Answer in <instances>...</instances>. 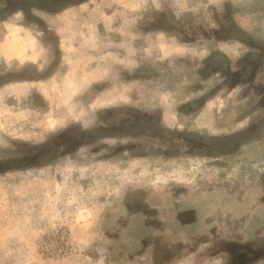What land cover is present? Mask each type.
Listing matches in <instances>:
<instances>
[{"label":"rangeland","instance_id":"1","mask_svg":"<svg viewBox=\"0 0 264 264\" xmlns=\"http://www.w3.org/2000/svg\"><path fill=\"white\" fill-rule=\"evenodd\" d=\"M49 1L0 0V264H264V127L193 138L262 119L264 0Z\"/></svg>","mask_w":264,"mask_h":264},{"label":"flooded vegetation","instance_id":"2","mask_svg":"<svg viewBox=\"0 0 264 264\" xmlns=\"http://www.w3.org/2000/svg\"><path fill=\"white\" fill-rule=\"evenodd\" d=\"M57 2H61L63 0H55ZM84 1V0H83ZM82 0L80 2H83ZM78 4V3H77ZM62 10V9H61ZM216 55H211L208 59V62L215 58ZM252 56H247L248 62L245 64L244 68L241 70L243 77L241 80H247L248 77L255 72L256 65L259 63L260 60H263L262 57H256L258 59L257 61H250ZM216 68V67H215ZM260 88V87H259ZM261 92H263V97H262V103L264 105V86L260 88ZM264 127V115L262 116V119L258 121L255 126L251 129L247 128L246 131L240 132L239 134H235L234 136L229 137L227 140L223 139H217L216 144L213 145L212 143H208L207 141L201 143L203 147L206 149V151L210 152L209 154H227L231 152V150L235 149L238 143L245 142L246 139H251L252 137H255L260 134L261 129ZM128 128V129H126ZM147 128H140L138 124H129L128 126L124 127H116V128H99V129H94L90 132L87 133L86 137L87 138H96L99 136V138L102 137H107V136H113V135H118L119 132L125 131V130H132L130 131L132 133L137 132L138 134H146ZM249 129V130H248ZM145 133H144V131ZM29 162L37 161L36 158H31V159H24ZM238 246L237 249L235 250L236 252L232 255L231 260L234 264H245L250 260L249 257V249L245 248L244 245H236ZM251 252V250H250Z\"/></svg>","mask_w":264,"mask_h":264},{"label":"crops","instance_id":"3","mask_svg":"<svg viewBox=\"0 0 264 264\" xmlns=\"http://www.w3.org/2000/svg\"><path fill=\"white\" fill-rule=\"evenodd\" d=\"M257 195H259L258 197H260L258 198L259 200L264 201V193L262 194V196H260V194ZM252 199L255 201L256 191L245 187V188H236L231 191L229 190L225 192L222 191V189H219L217 193V198L213 199L212 201H214L215 203H219L221 205L222 211H226L227 213L234 215V211H233L234 209H242V210L246 209L245 205L250 201L252 202L253 201ZM165 200L167 202L169 198H166ZM137 206L138 205H136L135 207ZM189 209L192 210L193 208L189 207ZM190 210H188L189 213L191 212ZM186 222H188V219H186Z\"/></svg>","mask_w":264,"mask_h":264},{"label":"trees","instance_id":"4","mask_svg":"<svg viewBox=\"0 0 264 264\" xmlns=\"http://www.w3.org/2000/svg\"><path fill=\"white\" fill-rule=\"evenodd\" d=\"M20 1H23L27 4H30V3L32 4V1H36V3H34V4L37 5V1H40V0H20ZM80 1L78 0L77 3H79ZM48 4L52 5L55 9H58V8L64 7L65 5L74 4V2H71L70 0H63L61 2H57L55 0H52V1H49ZM9 5L10 4L5 6V8L0 11V18H2L7 12H9ZM141 121L142 120L139 119L138 125L139 124L142 125V126H139L140 128H147V129H145L146 131L149 130L148 127L149 128L154 127V124H150L149 122H146L144 120L142 122ZM144 133H145V131H144ZM193 138H194V140L195 139L198 140V142H200V143L207 141L208 143H212L213 145L216 144V140H217V139L212 138V137L203 138V137L197 136V137H193Z\"/></svg>","mask_w":264,"mask_h":264}]
</instances>
